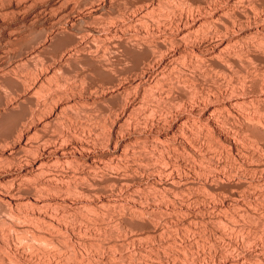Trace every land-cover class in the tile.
<instances>
[{
  "label": "rangeland",
  "instance_id": "1",
  "mask_svg": "<svg viewBox=\"0 0 264 264\" xmlns=\"http://www.w3.org/2000/svg\"><path fill=\"white\" fill-rule=\"evenodd\" d=\"M0 264H264V0H0Z\"/></svg>",
  "mask_w": 264,
  "mask_h": 264
}]
</instances>
